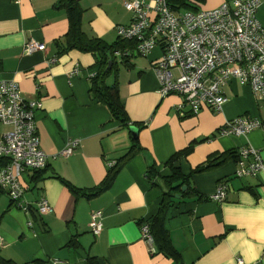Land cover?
<instances>
[{"label": "crops", "instance_id": "1", "mask_svg": "<svg viewBox=\"0 0 264 264\" xmlns=\"http://www.w3.org/2000/svg\"><path fill=\"white\" fill-rule=\"evenodd\" d=\"M59 1L0 0V81L14 80L25 98L41 101L35 124L47 155L45 168L21 175V202L28 209L0 191V255L16 264H239V259L264 264V178L236 176L233 159L190 179L202 197L226 182L223 201L194 196L168 209L164 227L179 259L151 253L140 232V224L158 212L166 190L161 179L148 178L150 166L170 174L165 162L188 146L190 152L178 162L184 174L210 156L247 144L264 157V100L249 85L230 79L221 87L227 98L221 110L202 107L194 114L179 108L180 94L159 92L152 70L162 55L159 47L148 56L126 47L124 53L115 52L103 76L105 85L117 84L129 119L122 126L92 90L90 73L100 65V53L67 48L68 16ZM124 1L77 0L83 33L114 44L116 27L132 22ZM225 1L232 0H205L201 7ZM256 16L264 25V4ZM30 40L44 43L45 49L26 53ZM238 116L258 118L262 125L246 136L223 134L222 126ZM7 129L0 122V134ZM72 139L79 140L76 150L58 155ZM134 141L141 149L122 164L112 184L88 195ZM42 197L52 205L51 214L37 211ZM94 210L103 215L98 235L89 227Z\"/></svg>", "mask_w": 264, "mask_h": 264}, {"label": "built area", "instance_id": "2", "mask_svg": "<svg viewBox=\"0 0 264 264\" xmlns=\"http://www.w3.org/2000/svg\"><path fill=\"white\" fill-rule=\"evenodd\" d=\"M262 4L264 0H232L211 9L175 12L168 0H125L123 6L132 14V22L118 25L116 34L119 39L134 42V54L148 56L154 48L161 49L162 55L152 64V70L162 96L180 94L183 102L179 108L188 107L194 114L202 107L221 110L227 101L221 87L230 79L249 85L255 96L264 100V25L256 16ZM44 49L45 44L35 40L24 46L26 53ZM77 71L78 68L72 74ZM41 108V101L23 96L16 81H0V122L8 127L0 134V191L22 209H28V205L21 202V175L47 165L35 124V112ZM261 125L258 118L238 116L227 121L221 132L246 136ZM78 146V139L68 140L58 155L69 156ZM236 163V176L264 178V157L250 144L238 150ZM261 182L264 194V180ZM227 186L219 182L207 199L223 201ZM36 206L41 215L53 212L44 197ZM102 216L101 210L91 212L89 227L94 235L102 230ZM140 232L153 253L154 238L146 221L140 224ZM238 263L243 262L239 259Z\"/></svg>", "mask_w": 264, "mask_h": 264}, {"label": "trees", "instance_id": "3", "mask_svg": "<svg viewBox=\"0 0 264 264\" xmlns=\"http://www.w3.org/2000/svg\"><path fill=\"white\" fill-rule=\"evenodd\" d=\"M171 8L175 12L184 10H198L205 0H168ZM59 7L64 8L67 12L69 27L65 35L67 40V48H78L83 51L99 52L101 55L100 65L96 70H92L95 76L92 77V90L96 98L103 101L110 109L111 115L114 119L120 122L122 126H127L129 123L124 104L120 99L119 90L116 83L107 86L103 83V76L105 75L108 62L112 61L115 52L124 53L125 48H133L134 42L119 39L112 45H106L99 38L87 37L82 29L80 23L81 10L78 6L77 0H60ZM125 56L122 54V58ZM141 149L137 141H134L128 151L120 157L116 163L111 166L104 177V179L95 187L89 189L88 195L100 193L108 188L114 181L122 164L131 158L137 151ZM191 150V146L182 150L176 151L168 160L165 165L170 169V174L161 175L155 166L148 168V178L161 179L165 185L166 190L162 194V201L158 212L146 222L149 224L151 234L154 240L155 253L162 252L168 257L179 259V253L173 247L170 236L164 227V221L167 211L170 207L177 206L179 201L185 200L190 197L197 196L198 199H207V197L198 196L197 191L191 184V177L195 173L208 171L224 163L228 159L237 160L238 151H228L219 155L208 157L203 163L191 169L190 173L184 174L179 166V161L184 158ZM185 186V189L183 187ZM179 197H176V195ZM153 252V253H154ZM0 264H16L15 262L5 259L0 255Z\"/></svg>", "mask_w": 264, "mask_h": 264}, {"label": "water", "instance_id": "4", "mask_svg": "<svg viewBox=\"0 0 264 264\" xmlns=\"http://www.w3.org/2000/svg\"><path fill=\"white\" fill-rule=\"evenodd\" d=\"M132 131L134 132V137H136V132H137L136 127H133ZM183 189H185V186L183 187ZM176 197H179V195L177 194Z\"/></svg>", "mask_w": 264, "mask_h": 264}, {"label": "rangeland", "instance_id": "5", "mask_svg": "<svg viewBox=\"0 0 264 264\" xmlns=\"http://www.w3.org/2000/svg\"><path fill=\"white\" fill-rule=\"evenodd\" d=\"M202 9H207V8H204V7H201Z\"/></svg>", "mask_w": 264, "mask_h": 264}]
</instances>
